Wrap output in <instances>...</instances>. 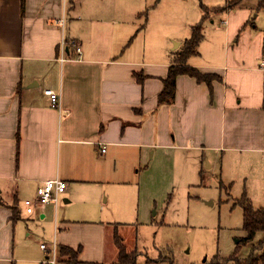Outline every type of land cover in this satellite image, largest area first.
<instances>
[{
    "label": "crops",
    "instance_id": "crops-1",
    "mask_svg": "<svg viewBox=\"0 0 264 264\" xmlns=\"http://www.w3.org/2000/svg\"><path fill=\"white\" fill-rule=\"evenodd\" d=\"M235 8L218 23L223 37L203 35L185 60L219 80L178 75L174 99L159 104L175 53L202 22L188 0H0V264H39L34 230L45 224L58 255L64 246L82 262H114L116 224L72 217L114 202L106 192L100 202L78 197L80 186L128 187L162 155L210 168L264 159V28L254 34L250 12L233 20ZM46 90L59 95L57 109ZM53 179L65 184L57 202L27 214L23 201Z\"/></svg>",
    "mask_w": 264,
    "mask_h": 264
},
{
    "label": "rangeland",
    "instance_id": "rangeland-1",
    "mask_svg": "<svg viewBox=\"0 0 264 264\" xmlns=\"http://www.w3.org/2000/svg\"><path fill=\"white\" fill-rule=\"evenodd\" d=\"M188 1L201 10L199 22L202 21V34L207 37H223L224 28L218 23L227 17V4L236 6L233 20L241 11L251 13L256 26L254 34L264 28V9L257 8L258 0ZM172 47L175 48L174 43ZM165 157L141 164L135 183L128 187L80 186L74 192L76 196H97L100 202V195L106 192L108 207L114 202V208L87 216L75 211L73 220L116 224L124 245L129 249L132 246V250L135 247L136 264H236L234 260L223 262L233 253L239 261L247 260L252 246L264 240V234L255 235L251 243L241 242L245 232L238 202L246 199L253 208L264 209V183L254 180L264 176V159L250 158L237 166H222L218 160L210 168L206 161L179 164ZM117 202H122V206ZM34 233L43 242L54 237L49 224L39 226ZM107 246L110 252V243Z\"/></svg>",
    "mask_w": 264,
    "mask_h": 264
},
{
    "label": "trees",
    "instance_id": "trees-1",
    "mask_svg": "<svg viewBox=\"0 0 264 264\" xmlns=\"http://www.w3.org/2000/svg\"><path fill=\"white\" fill-rule=\"evenodd\" d=\"M235 7L227 4V9L229 10H232ZM257 8L264 9V0H258ZM253 20L254 18H252L251 21L248 22V24H254ZM262 32V60L264 63V30ZM202 38V26L201 23H199L192 28L191 35L187 40H185L183 48L175 53V62L169 68L168 75L164 80V87L158 96L159 104H170L174 99L175 80L178 75H188L194 78L197 82H203L209 87L211 86L213 80H219V77H217L216 75L203 74L199 70L187 66L185 63L187 57L197 53L196 49ZM135 77L137 79V82H141L144 76L141 73H138L135 75ZM238 204L240 205L242 210V230L245 232V237L241 240V242L248 244L253 241L255 235H257L258 233L264 234V209L253 208V206L246 199H243L242 201L240 200ZM113 239L117 254L116 260L111 264H136V251H127L122 242V239L116 232H114ZM79 252L80 249L74 250L68 247L60 246L58 255L59 264H98L93 262L79 261ZM235 255L236 253H233L231 257L224 259L223 262L228 263L234 260L236 264H260L262 261H264V240H260L257 246H252L251 256L247 260L239 261Z\"/></svg>",
    "mask_w": 264,
    "mask_h": 264
},
{
    "label": "built area",
    "instance_id": "built-area-1",
    "mask_svg": "<svg viewBox=\"0 0 264 264\" xmlns=\"http://www.w3.org/2000/svg\"><path fill=\"white\" fill-rule=\"evenodd\" d=\"M60 27H63L64 20L61 19L59 21ZM219 26H222L219 23ZM61 45H64V41H61ZM79 48H76V52H79ZM62 60V59H61ZM264 65V63H263ZM44 95L48 96L50 100L51 107L57 109L59 107V95L51 90L44 91ZM105 149L101 150V153H104ZM65 190V184L58 180H47L44 181L36 190V195L34 199H26L23 201V206L25 208V212L30 214L35 205H46L49 203H56L57 197L59 194L63 193ZM39 249L46 254V257L39 262V264H58V253H57V245L55 241L51 243L41 242L39 244Z\"/></svg>",
    "mask_w": 264,
    "mask_h": 264
}]
</instances>
